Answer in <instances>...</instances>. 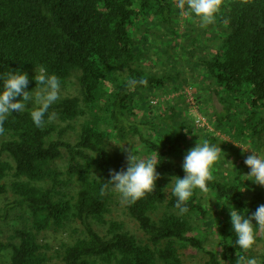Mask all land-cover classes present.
<instances>
[{
  "label": "trees",
  "instance_id": "1",
  "mask_svg": "<svg viewBox=\"0 0 264 264\" xmlns=\"http://www.w3.org/2000/svg\"><path fill=\"white\" fill-rule=\"evenodd\" d=\"M39 65L60 79L61 99L42 128L26 112L2 125L0 264H233L227 206L250 214L264 188L245 180L246 155L216 169L225 143L209 191L178 215L170 178L183 177L203 129L185 94L154 100L189 87L213 126L206 140L225 134L262 153L264 0H221L204 27L181 18L176 0H0V73H26L31 90ZM125 149L160 162L153 192L131 205L99 195L109 169L126 167ZM115 205L126 221L111 216ZM246 254L264 264V230Z\"/></svg>",
  "mask_w": 264,
  "mask_h": 264
},
{
  "label": "clouds",
  "instance_id": "2",
  "mask_svg": "<svg viewBox=\"0 0 264 264\" xmlns=\"http://www.w3.org/2000/svg\"><path fill=\"white\" fill-rule=\"evenodd\" d=\"M220 5L221 0H176V7L185 14L199 18L201 27L214 22ZM32 79L35 86L27 90L29 77L26 73L19 70L0 73V132H3L4 121L13 114L26 112L37 128H42L47 122L55 119L57 114L50 109L61 99L60 79L44 65L35 67ZM127 84L131 88L137 84L144 85L146 81L129 80ZM248 149L251 153L243 161L248 168L247 174L244 175L245 180L264 188V153ZM125 152L126 167L122 170L109 169L108 180L100 183L99 195L103 197L115 192L121 202L131 205L153 192L155 181L159 177L156 167L160 162L152 155L141 156L132 149H125ZM220 152L219 145L208 140L196 141L195 146L185 152L181 164L183 177L173 175L169 182L178 215L188 213V201L196 190L200 193L209 191L208 183L213 179L212 168L220 159ZM227 207L232 234L235 237L232 242L235 249L233 264H261L256 257L246 253L256 242L257 230H264V204L259 205L250 214H246L247 209L238 210L232 205Z\"/></svg>",
  "mask_w": 264,
  "mask_h": 264
},
{
  "label": "rangeland",
  "instance_id": "3",
  "mask_svg": "<svg viewBox=\"0 0 264 264\" xmlns=\"http://www.w3.org/2000/svg\"><path fill=\"white\" fill-rule=\"evenodd\" d=\"M183 16H185V13H183L181 11V18ZM192 92H193L192 89L189 88V87L184 89L183 91L171 92V93L165 92V93H162L159 98L154 100V102H155V104L156 103L157 104H159V103L162 104V103L166 102L167 100H174L175 99V101H176L177 99H179L180 95L185 94V99H184V96H182V98H183L184 102H186L185 103V107L188 110L187 113L190 115L191 119L194 121L193 123L195 124V126H197L198 128L203 129V131H204V132L202 131V133H201V134H203V135H201V139L198 140L199 142H201L203 140H206V137H207L209 132L213 131V126L211 125L210 122H208V120L203 118L202 115L199 113L198 108H197L198 107V103L194 99L195 96L193 95ZM214 103H216V102H214ZM216 106L219 107L217 104H216ZM160 107L162 109V106H160ZM163 108H165L164 105H163ZM216 134L218 135L219 140H220L219 141L220 143L216 144V145H219V147L221 149L220 154L224 150L223 147L221 146L222 144L227 143V144L231 145V148H228L229 156L225 157L223 159V161H222V162H225V164L219 165L216 169L220 173H224L225 171H229V170L232 171L233 168L235 167V163H233L231 160H233L237 156H243V155L247 156V155H249L251 153V150L248 149V148H251V146L248 143L233 142V141L230 140L228 135L218 134V133H216ZM241 148H243L244 150L242 151ZM260 148L262 150V153H264V140H263V145H261ZM119 200H120L119 196L116 195V197H114L113 203H115V202H117ZM120 209H121V207L119 205L112 206L111 216L113 218H118L119 217L121 220L126 221V219H124L125 217L121 213H119ZM129 227H131V225H129ZM56 236H58V235H56ZM49 240H51L53 243L58 244L57 243L58 239L53 240V238H49ZM212 240H211V238H209L208 243L213 242Z\"/></svg>",
  "mask_w": 264,
  "mask_h": 264
}]
</instances>
